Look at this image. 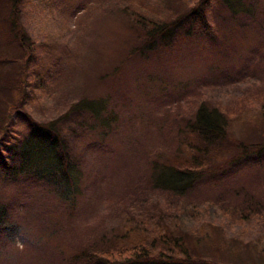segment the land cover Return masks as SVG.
I'll use <instances>...</instances> for the list:
<instances>
[{"label": "trees", "instance_id": "16d2710c", "mask_svg": "<svg viewBox=\"0 0 264 264\" xmlns=\"http://www.w3.org/2000/svg\"><path fill=\"white\" fill-rule=\"evenodd\" d=\"M163 1L166 17L153 16L139 0L120 2L118 12L124 17L131 39L124 60H141L147 68L153 59H158L167 70L173 61L164 64L162 56L166 57L169 50L176 54V59L186 50L202 47L223 54L229 47L227 26L242 28L244 25L240 20L247 0ZM38 2L35 3L40 10L37 15L42 16L45 11L48 16L53 14V19L68 15L69 27L92 4V1L76 6L52 0ZM177 2L182 4L179 10L174 8ZM22 6L23 0H0V8L7 10L0 17V41L15 45L17 54L14 59H3L4 50H0V80L8 75L11 88L19 96L12 106L0 109L3 113L0 116V264H19L21 249L26 253L43 251L40 260L44 264H229L218 261L215 256L210 259L199 254L198 241H208L201 228L203 218L222 222L229 217L233 222L247 221L250 216L241 209L228 212L226 205L217 200L198 201L197 198L202 190L219 187L235 171H264V113L260 112L261 118L252 121L251 141L244 136L230 135L232 120H228L217 104L205 101H199L193 113L176 116L174 123L172 119L161 120L159 128L168 136L173 134L172 145L165 152L166 157L153 163L149 182L137 185L128 195V205L121 209L123 221L113 233L116 237L111 240L95 233L86 234L81 226L86 223V214L90 215L97 198L93 195L90 205L84 203L88 180L91 181L90 174L91 182L102 177L87 170L85 153L104 157L108 154L110 160L123 149L134 151L139 145L131 139L124 140L126 127L118 126L116 118L105 111L107 102L103 99H74L55 119L44 123L27 121L23 135L16 134L6 123L7 118L25 107L30 97L37 98L35 90H45L47 81L54 80L51 69L60 76L67 63L64 47H43L41 43L35 44L36 41L27 43L25 37L33 32L29 30L26 13L21 11L26 5ZM158 13L161 12H154ZM220 28L224 29L220 31ZM16 59H20V64ZM241 70L236 75L242 76ZM151 74L150 80L143 84L147 85L148 94L154 93L150 89L152 82L166 80L164 76ZM246 75L220 90H235L252 82ZM168 87L164 82L161 90L166 96ZM25 90L31 91L26 100ZM131 95L129 92L123 100L127 106L134 100ZM79 145H87L90 150H84L81 155L76 149ZM94 166L90 162V167ZM76 220L79 225H74ZM69 224L75 227L74 232L89 236L77 250L74 232L67 229ZM56 243L63 244L64 248ZM57 246L63 252L56 250Z\"/></svg>", "mask_w": 264, "mask_h": 264}, {"label": "rangeland", "instance_id": "374dc122", "mask_svg": "<svg viewBox=\"0 0 264 264\" xmlns=\"http://www.w3.org/2000/svg\"><path fill=\"white\" fill-rule=\"evenodd\" d=\"M52 1L74 6L84 3L88 5L91 1L92 4L90 3L86 13L77 19V23L74 25L72 23L69 27L68 15L55 19L53 14L48 16L47 11L42 16L37 15L40 13L35 6V3H39L38 0H23V6H26L21 11L26 13L27 23L30 24L29 30L33 32L25 37L27 43L36 41L35 44L41 43L43 47H64L67 63L60 76L51 69L54 80L47 81L45 90H35L33 93L37 98L30 97L25 107L7 118L6 123L16 134L23 135L25 123L30 121L44 123L55 119L74 99L86 97L103 99L107 102L105 111L116 118L115 122L118 126L126 127H123L124 140L131 139L139 146L134 151L123 149L110 160L107 159L108 154L104 157L85 153L87 170L96 173L98 177L100 175L102 179L91 182L93 179L90 174L88 196L84 203L90 205V197L93 195L97 198L96 203L95 200L92 203L94 205L90 215L86 214V223L81 226V230L86 234L95 233L113 240V237H116L113 233L123 221L121 209L122 207L125 209L128 205V195L137 185H145L149 182L153 163L156 159L166 157L165 152L172 145L173 134L170 133L168 136L161 127L159 128L158 124L161 120L172 119L174 123L176 116L193 113L199 101H205L211 105L217 104L228 120H232L233 129L230 135L239 138L244 136L250 139L249 141L253 139L252 121L261 118L258 115L260 112L264 113V104H262L264 101V0L246 1L241 16L243 19L240 20L244 24L242 28L237 25L225 27L229 32V47L223 54L217 53V55L211 52L210 48L202 47L198 50H190L191 52L186 50L181 54L182 56L178 54L179 58L176 59V54H171V50L167 51L166 57L162 56V59L164 64L173 61L172 64L167 65L171 71L165 70V65L158 59H153L147 68L142 65L141 60H124L130 50L131 39L124 26V17L120 16L118 10L120 2L126 0ZM139 3L143 6L147 5V9L156 17H163L167 12L163 0H139ZM181 7L182 4L179 2L174 5L176 10ZM4 11L7 10L0 8V17L5 14ZM154 12L161 13L154 14ZM6 43L0 41V50H4L1 57L16 58L17 54L13 48L15 45L8 46ZM50 50L53 52L54 49ZM16 61L20 64V59ZM14 67L18 65H13ZM240 69L243 72L242 76L235 73ZM147 71L151 76V73H154L166 77V80L160 78V81L151 83L150 89L154 91L152 94H148L147 85H143L144 81L148 82L151 77L146 73ZM108 74L110 76L107 78ZM245 74H248L246 78L251 77L252 82L245 83L239 89L220 90L239 81ZM168 75H176V77H168ZM227 76L228 81L225 80ZM162 79L169 84L167 96L161 90L164 84ZM10 82L11 78L8 75L0 80L1 110L12 106L19 98L11 88ZM24 92V97L31 95L30 90ZM129 92L132 93L134 100L127 106L123 100L128 97ZM2 114L1 112L0 116ZM88 147L79 145L76 149L83 155L84 150H90L87 149ZM90 162L96 166L90 167ZM219 185L217 188L199 192L200 196L197 200L209 199L211 202L217 200L226 205L228 212H233V209L247 211L250 219L232 222L227 217L219 222L216 219L203 218L201 228L204 229V237L208 241H198L199 254L208 255L210 259H214L215 256L218 261L223 260L229 264H264V171L260 169L235 171ZM213 196L215 199L212 198ZM159 201L162 203V197ZM115 204L117 211L115 210L114 213ZM77 222L79 221L76 220L74 225H79ZM108 225L110 226L107 228ZM71 226L69 224L67 229L74 232L75 227L71 228ZM190 230L193 228L191 227ZM73 234L76 241L74 249L77 250L85 245L89 236L86 238V234L79 231ZM56 245L64 248L63 244L56 243ZM33 247L36 248L35 245ZM57 248L56 250H63L58 246ZM18 252L20 255L18 258L21 259L19 264H44L40 260L43 251L26 253L21 249ZM68 253L70 252L68 251L66 255Z\"/></svg>", "mask_w": 264, "mask_h": 264}]
</instances>
